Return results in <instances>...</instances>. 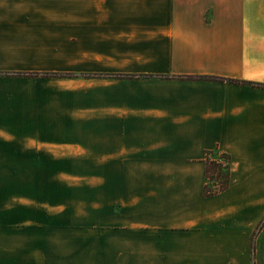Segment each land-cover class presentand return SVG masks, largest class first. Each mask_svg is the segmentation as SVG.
Here are the masks:
<instances>
[{"label": "crops", "instance_id": "obj_1", "mask_svg": "<svg viewBox=\"0 0 264 264\" xmlns=\"http://www.w3.org/2000/svg\"><path fill=\"white\" fill-rule=\"evenodd\" d=\"M68 73L131 77L43 76ZM217 147L264 165V0H0V166L34 172L0 192V264H253L264 189L206 197Z\"/></svg>", "mask_w": 264, "mask_h": 264}, {"label": "rangeland", "instance_id": "obj_2", "mask_svg": "<svg viewBox=\"0 0 264 264\" xmlns=\"http://www.w3.org/2000/svg\"><path fill=\"white\" fill-rule=\"evenodd\" d=\"M11 76H15V74H10ZM103 75V74H101ZM106 76V78L109 79H126V78H130L131 76H124V75H113V74H104ZM75 76H77L78 78L80 76L84 77L85 79L88 78H105V76H99V75H93V74H75ZM91 76V77H90ZM98 84V83H97ZM102 84V83H99ZM101 95V91L97 90L94 92V96L93 99L95 100L96 96H100ZM94 105V103H93ZM217 149L220 154H227L229 156V160L231 163V167H230V176L226 179L225 181V185L227 190L230 188H235V187H251L252 189H264V181L263 180H257L255 177L257 176V173H263L264 174V165H258V164H254L252 165V177L250 179H246V178H242V179H237L234 180V171L236 170L235 167L236 165L234 164L235 159L233 158V156L231 155L229 150H225L223 148L217 147L215 148ZM214 150V149H212ZM210 151V150H208ZM207 151V152H208ZM254 153H256V155H253L252 159H256L255 161L257 162H261L263 161L264 163V159L261 158V152L263 151L262 149L258 148H254ZM213 159L215 158V156L212 157ZM241 161V160H239ZM206 164V163H205ZM215 164V163H212ZM41 168V173L43 175V180L40 181L41 184L45 183L47 184L48 181L52 182V174L55 173L58 170H66L69 171L70 170V166H52V165H47V166H33V168ZM93 168L95 169V167L93 166H73V170L74 172L77 173H83L85 171H92ZM243 168L245 169L246 166H243ZM136 169H138V172H144V171H151V167L150 166H138ZM154 169L157 171H162L164 170L163 167H155ZM189 171H197L198 169V165L197 162H195V164H191L188 166ZM217 167L215 165H213L212 167H210L211 172H217L216 171ZM240 169H241V165H240ZM36 170V169H34ZM239 172V171H238ZM34 172H32V170H29V174H25L23 172V166H0V189L2 193H5L7 191H14L16 192H24L23 190H31V188H29V183H32V174ZM12 174V176H11ZM234 177V178H233ZM33 178H35V175H33ZM11 179H13L11 181ZM79 185L83 182V181H76ZM257 200V199H256ZM256 200L254 201L255 203V219H258L257 223L255 224V228L253 230L252 233V238H251V244H252V258H253V264H258L257 259H258V255L260 254V249H259V242H260V235L263 236L264 233V205L261 206L260 208H257L258 206V202H256ZM264 201V198H263ZM89 216V213L85 212V211H81L79 210L78 212L72 214V217H63L62 219H77V220H86Z\"/></svg>", "mask_w": 264, "mask_h": 264}, {"label": "trees", "instance_id": "obj_3", "mask_svg": "<svg viewBox=\"0 0 264 264\" xmlns=\"http://www.w3.org/2000/svg\"><path fill=\"white\" fill-rule=\"evenodd\" d=\"M19 76V75H17ZM38 77L39 74L32 75ZM44 77H60V78H72L77 77L75 74H45ZM91 77V76H90ZM217 81H224V79L214 78ZM217 149L206 152V177L207 185L205 188V196L212 197L218 195L227 190L225 181L230 176L231 163L229 156L225 153L220 154ZM215 156L213 159L212 157ZM215 163V164H212ZM215 165L217 172H211L210 167Z\"/></svg>", "mask_w": 264, "mask_h": 264}]
</instances>
